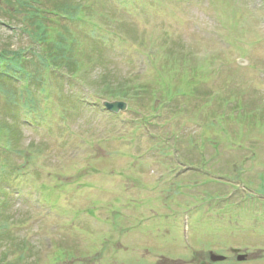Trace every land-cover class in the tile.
<instances>
[{
    "label": "rangeland",
    "instance_id": "rangeland-1",
    "mask_svg": "<svg viewBox=\"0 0 264 264\" xmlns=\"http://www.w3.org/2000/svg\"><path fill=\"white\" fill-rule=\"evenodd\" d=\"M260 5L264 7V0H126L123 7L124 13L132 14L129 20L114 19L116 37L122 33L123 45L113 37L110 47L95 41L93 51L85 42L87 36L101 32H93L95 18L86 28L75 27L82 50L97 63L89 77L93 91L124 86L135 69L140 77L145 74L147 64L138 61L146 51L141 47L148 36L156 38L162 49L157 68L140 80L147 84L136 99L122 100L137 122L139 114L152 112V105L162 108L169 98L177 99L174 105L180 110L156 116L165 125L172 151L159 135V148L140 146V130L139 136L115 138L108 145L89 141L82 136L93 131L88 130L94 118L89 109L76 116L65 113L67 119L60 125V110L49 117L46 113L41 122L36 118L46 124L47 117L51 126L45 133L24 125L23 118L34 115L23 117L24 110L19 115L1 94L4 122L0 123L13 132L1 137L3 146L11 141V151L1 149L0 156L12 169L3 167L12 196L6 191L0 204V262L154 264L158 259L157 264H177V259L185 260V248L191 244L201 252L199 259L219 245H234L253 258L244 264H263L264 82L257 81L264 80V10ZM0 13L8 25H16L15 30L0 25V52L28 46L30 37L22 24ZM111 14L122 15L117 6ZM37 49V55H43ZM36 62L30 73L41 78L43 64ZM59 87L62 101H69V85ZM128 94L135 92L130 89ZM160 134L164 136L162 130ZM26 165L32 175L21 177ZM39 186L40 197L47 198L54 215L72 214L63 225L65 231L55 236L56 246L48 258L42 236L52 232L56 220L38 210ZM158 254L165 258H157Z\"/></svg>",
    "mask_w": 264,
    "mask_h": 264
},
{
    "label": "trees",
    "instance_id": "trees-1",
    "mask_svg": "<svg viewBox=\"0 0 264 264\" xmlns=\"http://www.w3.org/2000/svg\"><path fill=\"white\" fill-rule=\"evenodd\" d=\"M5 5H0V12H3L6 16L10 17L13 21H17L22 24L23 32L30 33L32 37L39 38L40 33L43 32V39L39 41L41 45L45 46L44 55L33 56L27 61L23 62L22 50L16 52H7L6 49L0 52V63H7L8 56H15L13 61L10 62L11 66L8 68V73L12 76L18 74H26L29 68L37 66L36 59L42 63L43 66H56L64 67L67 69H75L79 65V59L77 58L74 47L77 46L75 42L77 39L69 31L68 24L77 23L76 15L79 10H82L81 6L85 0H0ZM1 14V13H0ZM53 16V21L48 16ZM68 16L69 21H64ZM0 18H3L0 15ZM60 26L63 32L60 33L55 28ZM56 33L57 35L52 37L50 33ZM58 40V41H57ZM15 53V54H14ZM74 60L75 63L72 61ZM33 84H37L39 81L36 77L32 76ZM4 96L7 100L16 108L19 105V98L21 93L19 92L16 82L9 78L0 75V96ZM31 96V93H29ZM1 96V97H2ZM34 99L33 96H31ZM34 100L25 103L26 107L31 109L33 107ZM17 118V117H14ZM9 127V125H7ZM7 127V128H8ZM10 129V127H9ZM3 127L0 126V133ZM11 130V129H10ZM17 141V138L14 139ZM7 166L8 163H6ZM3 167H0V173H3ZM3 182L9 180L8 175L2 179ZM6 190L7 187L5 188ZM2 264V262H0Z\"/></svg>",
    "mask_w": 264,
    "mask_h": 264
},
{
    "label": "flooded vegetation",
    "instance_id": "flooded-vegetation-1",
    "mask_svg": "<svg viewBox=\"0 0 264 264\" xmlns=\"http://www.w3.org/2000/svg\"><path fill=\"white\" fill-rule=\"evenodd\" d=\"M214 252H216V251H214V250L209 251V252H208V257H206L205 259H203V261H202L200 264H202V263L215 264V263L212 262V255H213ZM228 252H229V253L232 252V249L228 250ZM228 259H229V258H228ZM228 259H227V260H228Z\"/></svg>",
    "mask_w": 264,
    "mask_h": 264
}]
</instances>
